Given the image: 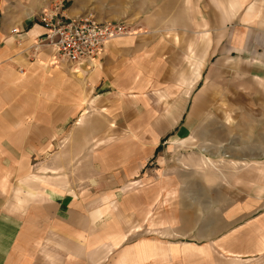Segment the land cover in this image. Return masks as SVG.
Masks as SVG:
<instances>
[{"label": "rangeland", "instance_id": "374dc122", "mask_svg": "<svg viewBox=\"0 0 264 264\" xmlns=\"http://www.w3.org/2000/svg\"><path fill=\"white\" fill-rule=\"evenodd\" d=\"M74 1L99 21L125 22L136 33L104 50L94 87L90 74L85 81L70 74L73 86L62 94H76L77 116L51 136L45 153L57 160L46 164L65 176L71 198L84 193L111 213L123 199L138 206L142 221L129 219L125 231L120 215H110L119 232L107 252L125 237L130 245L157 236L151 250L158 264L170 255L173 264H264V82L236 62L215 65L217 48L231 47L228 28L215 30L211 8L203 16L199 0H46L44 8ZM202 59L206 69L191 87ZM137 60V80L120 84L119 73ZM121 86L126 97L116 103ZM95 97L108 112L92 109ZM93 138L104 143L95 147ZM133 181L139 184L126 188Z\"/></svg>", "mask_w": 264, "mask_h": 264}, {"label": "crops", "instance_id": "0c3cea01", "mask_svg": "<svg viewBox=\"0 0 264 264\" xmlns=\"http://www.w3.org/2000/svg\"><path fill=\"white\" fill-rule=\"evenodd\" d=\"M46 5V0H0V264H158V255L151 250L157 236L130 245L125 237L111 255L107 252L119 232L118 224L109 222L110 215H120L125 231L127 225L123 223L129 219L142 221L136 204L128 207L125 199L120 200L111 213L102 205L95 206L93 198L84 193L76 192L71 198L70 186L60 180L65 176L57 172L55 165L46 164L57 162L45 157L51 136L60 135L68 121L77 116L76 94H62V87L73 86L70 74L83 81L90 74L93 87L100 80L98 62L83 74L78 69L82 67L50 65L48 59L53 52L48 48L34 51L38 36L45 32L34 18ZM63 6L67 18L95 14L77 1L67 8ZM199 6L205 17L206 6L211 8L210 22L215 30L222 31L225 25L229 31L231 47L222 51L217 48L216 54L221 57L215 65L236 62L240 71H252L253 78L264 82V0H199ZM14 29L22 34L15 35ZM135 34L130 33L123 41L131 42ZM138 65V60L131 61L119 73L120 84L137 80ZM206 65L204 59L198 62L189 86L200 80ZM124 86L116 93V103L126 97ZM89 102L92 109L108 112L97 97ZM196 109L189 115L188 126H192ZM81 125L82 119L76 122V126ZM93 143L98 147L104 139L93 138ZM132 184L136 187L139 183L133 181L126 188ZM95 214L103 221L94 224ZM194 230V237L201 239L199 229ZM186 244L200 247L193 241ZM165 258L163 263L175 262L173 255ZM197 261L203 262V257ZM234 261L231 264L241 263Z\"/></svg>", "mask_w": 264, "mask_h": 264}, {"label": "built area", "instance_id": "2783aa9c", "mask_svg": "<svg viewBox=\"0 0 264 264\" xmlns=\"http://www.w3.org/2000/svg\"><path fill=\"white\" fill-rule=\"evenodd\" d=\"M63 8V4H57L35 16L34 21L45 30L37 38L35 52L48 48L58 62L88 68L113 41L129 34L125 22H101L92 15L67 18ZM13 33L21 35L22 31L14 29Z\"/></svg>", "mask_w": 264, "mask_h": 264}, {"label": "bare ground", "instance_id": "6f19581e", "mask_svg": "<svg viewBox=\"0 0 264 264\" xmlns=\"http://www.w3.org/2000/svg\"><path fill=\"white\" fill-rule=\"evenodd\" d=\"M129 34H130V33H129ZM129 34H127V35H129ZM117 40H118V39H117ZM20 45L22 46V44H20ZM48 62H49L50 65H53V66L61 65V63H59L57 60H55V58H54L52 55L49 56ZM96 62H97V61L93 62V63L90 64V65H94ZM90 65H89V68H91ZM70 66H71V65H70ZM72 67H73V66H72ZM82 68H84V69L87 71V67H86V68H85V67H82ZM82 68H78V69H82ZM89 71H90V70H89Z\"/></svg>", "mask_w": 264, "mask_h": 264}]
</instances>
